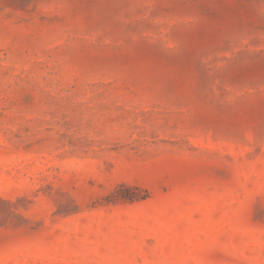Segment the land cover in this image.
<instances>
[{
  "label": "rangeland",
  "instance_id": "rangeland-1",
  "mask_svg": "<svg viewBox=\"0 0 264 264\" xmlns=\"http://www.w3.org/2000/svg\"><path fill=\"white\" fill-rule=\"evenodd\" d=\"M0 264H264V0H0Z\"/></svg>",
  "mask_w": 264,
  "mask_h": 264
}]
</instances>
